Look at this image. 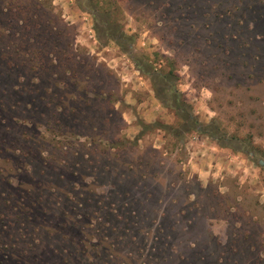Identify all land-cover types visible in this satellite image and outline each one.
Instances as JSON below:
<instances>
[{
  "label": "rangeland",
  "instance_id": "1",
  "mask_svg": "<svg viewBox=\"0 0 264 264\" xmlns=\"http://www.w3.org/2000/svg\"><path fill=\"white\" fill-rule=\"evenodd\" d=\"M85 8L0 0V20L12 19L3 44L12 49L20 37L23 45L15 66L0 63V264H188L196 241L206 264H264V0H93ZM94 14L132 35L137 55L173 59L176 87L197 118L246 138L228 144L250 154L200 132L175 138L144 128L177 118L130 55L97 37ZM25 18L31 27L15 35ZM45 25L60 36L48 43L68 45L73 61L61 51L36 61L43 45L32 36ZM64 62L76 65L80 85L110 95L89 106L67 98L63 84L44 77ZM52 76L72 81L65 71ZM55 124L91 138H63L48 130Z\"/></svg>",
  "mask_w": 264,
  "mask_h": 264
},
{
  "label": "trees",
  "instance_id": "2",
  "mask_svg": "<svg viewBox=\"0 0 264 264\" xmlns=\"http://www.w3.org/2000/svg\"><path fill=\"white\" fill-rule=\"evenodd\" d=\"M76 3L80 7H83V9H86L85 6H88V5L91 6L93 4V0H76ZM0 14L6 15L7 12L3 10L0 12ZM94 17H95V27L94 28H95L97 37L99 39L105 38L106 40L108 39L115 40L117 45L122 49V51L130 55V57L135 62L137 68L140 70V72L149 77L156 98L159 99L160 102L164 106L172 110L177 118V124L175 125H169V124L156 121L153 124H147V123L142 124L144 128H151L153 126H156L157 128L165 130L167 133H169L172 137H175V138H179L181 135L185 133L200 132V133L206 134L214 138L219 143H221V145L223 146H231L232 149L235 148V150L246 151L248 152V154H250L251 148L250 149L243 148V147L241 148V146L235 147L233 144H230V145L228 144L229 140L236 139L235 136L231 135L230 137H228V135L220 131V127L218 125L217 126L213 125V122L203 123L197 118V116L193 113L191 105L185 100L182 92L179 91V89H177L176 87V82L178 80V74L175 72V67L173 65L174 64L173 59H171L168 56H164L165 64H162L154 60L149 61L148 57H145L141 54L137 55L138 53H135L134 51H132L133 49L131 48V45L134 43V37L132 35H127L123 33L121 29H118L116 27H115L116 29L112 28L106 22L102 24L99 21L98 16L95 14H94ZM10 19L11 17H6V19L0 20V63L3 65L8 63L9 68L15 66L12 56L15 55L14 58H16V56H19V50L23 49V45H22L20 37L17 38L19 42L18 43L16 42L12 49L8 45L3 44L6 38H11L9 36V30H8L9 28H11L9 23L12 19L11 20ZM28 21L29 20L25 18V20L21 22L20 26L17 25V27H19L20 30L19 29L15 30V35L21 33V28L25 29L30 26L29 24L30 22ZM33 26H36V24L34 23ZM45 27L46 28L42 27V29L41 28L38 29L36 33L34 34V37L32 36L33 39L37 38L39 41H41L43 45V47L40 50L36 49L33 52L34 53L33 55L36 56V57L34 56V58H36V61L38 62L39 58H42L43 56H45V54H53V52L55 51H61L62 53L65 54L66 59L73 61V57H74L73 52L69 51L68 45L59 47L60 45H57L54 42L53 44L48 43L47 37H49L51 33L53 35L58 36V38L60 37L59 32H57L58 30L55 28V26H53L52 29H50V27L47 25H45ZM110 29H114L115 31H111ZM45 50L47 52H45ZM11 51H13L14 53ZM66 65H67L66 62H64L63 65H60V64L54 65V67H56L55 69L56 71H54V73H52L53 71H49L44 77H45V80L47 81L48 80L53 81L55 83V86H58V84L59 85L63 84L64 90L66 91V93H68V94H65L67 98L74 97L73 99L77 100L78 103L80 104L82 103V104L89 106L93 102L105 100L110 95L107 93L105 94L103 90L98 87H95V86L91 87V86H87L83 84L80 85V83L76 81V78H77L76 75L78 74L76 65L75 67L73 66L71 68H68ZM62 66H64L65 69H63ZM34 70L36 71L35 66H34ZM64 71L70 73L69 79L72 81H66V80H63L62 78L52 76V74L64 73ZM16 74L20 78L22 75H24V72L21 73V70H19L16 72ZM42 77L43 75L41 74V78ZM33 78L41 79L39 76H33ZM72 84L74 86L77 85L76 89H72V87H70V85ZM54 93L56 96L58 95L57 92H54ZM65 95L60 94L59 99L65 98L64 97ZM72 110H75V109H72ZM60 114L64 115V117L67 120H72V121H75L76 123L77 122L86 123L85 122L86 118L80 117L77 114H74L75 115L74 117H72L71 115H68L65 112H62ZM57 122L59 123L58 119H57ZM48 130H51L52 132L56 130L57 133L56 132L55 133L60 135L61 137L63 136V138H67V135L76 136V137L82 136V137L89 138V139L91 138L90 134H87L86 132L82 133V131H78L77 128L76 129L71 128L69 131H64L60 124H55L53 127H50ZM236 140L241 142V141H245L246 138L236 139ZM259 165L263 171L262 180L264 184V158H263V163L262 164L259 163ZM196 244H197V241L194 243V245H192V249L190 252L191 254L188 255L186 258L188 261V264H201V263L206 264L207 261L204 260V256L201 255V258H200L199 247L196 246ZM230 249H232V247H230Z\"/></svg>",
  "mask_w": 264,
  "mask_h": 264
},
{
  "label": "water",
  "instance_id": "3",
  "mask_svg": "<svg viewBox=\"0 0 264 264\" xmlns=\"http://www.w3.org/2000/svg\"><path fill=\"white\" fill-rule=\"evenodd\" d=\"M263 161L262 160H260V163H262Z\"/></svg>",
  "mask_w": 264,
  "mask_h": 264
}]
</instances>
